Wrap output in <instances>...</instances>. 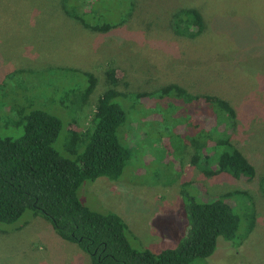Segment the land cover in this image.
<instances>
[{
    "label": "rangeland",
    "instance_id": "obj_1",
    "mask_svg": "<svg viewBox=\"0 0 264 264\" xmlns=\"http://www.w3.org/2000/svg\"><path fill=\"white\" fill-rule=\"evenodd\" d=\"M71 1H82L88 12L94 8L95 24L125 22L100 32L66 14V0H0V137L21 138L24 117L42 110L63 123L54 148L76 160L85 143L76 155L70 152L72 131L90 130L99 98L112 88L113 70L115 89L128 95L117 99L127 112L118 135L131 157L119 180L86 181L80 201L118 214L134 248L160 253L177 247L189 229L184 184H193L204 200L247 192L227 200L240 218L239 246L219 238L214 255L192 264H264V0ZM185 8L198 9L205 20L204 32L193 39L172 28L173 15ZM86 73L97 85L84 99ZM172 84L190 96L217 95L232 104L239 122L232 140L256 166L255 180L211 175L194 165L191 138L200 133L192 126L203 123L202 106H194L201 114L192 117L183 100L136 98ZM0 264L92 261L28 210L15 223H0Z\"/></svg>",
    "mask_w": 264,
    "mask_h": 264
},
{
    "label": "trees",
    "instance_id": "obj_2",
    "mask_svg": "<svg viewBox=\"0 0 264 264\" xmlns=\"http://www.w3.org/2000/svg\"><path fill=\"white\" fill-rule=\"evenodd\" d=\"M83 5L86 6L82 1L66 0L64 9L86 29L107 32L125 22L95 24V9L91 7L88 12ZM172 28L177 36L193 39L204 32L206 25L198 9L185 8L173 15ZM86 75L89 85L84 99L97 85L94 74ZM108 80L112 88L99 98L90 130L84 135L72 131L70 152L76 155L78 147L85 143L84 152L76 160L64 158L54 148L63 123L42 110L34 109L24 117L25 133L21 138L0 137V223H15L31 210L34 216L50 222L63 240L77 244L89 255L92 264H192L196 259L214 255L219 238L239 246L242 238L236 240L240 218L227 200L249 196L247 192H229L204 200L192 192L193 184H184L182 211L189 229L177 247L160 253L134 248L130 227L118 214L93 211L80 201L79 190L86 181L103 177L119 180L131 157L130 147L121 143L118 135L127 112L117 99L128 95L115 89L118 79L113 70ZM136 98L183 100L190 106L192 117L201 114L194 106H202L203 123L192 126L200 133V137L191 138L195 147L194 165L211 175L228 174L248 181L257 178L256 166L232 140L231 131L237 129L239 122L238 113L228 100L210 94L190 96L176 84L136 94ZM211 122L215 125L211 126Z\"/></svg>",
    "mask_w": 264,
    "mask_h": 264
}]
</instances>
